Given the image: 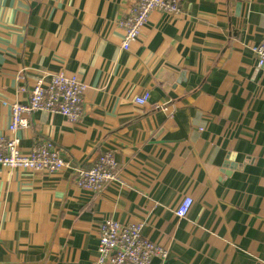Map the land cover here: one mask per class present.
Segmentation results:
<instances>
[{"label":"crops","instance_id":"obj_1","mask_svg":"<svg viewBox=\"0 0 264 264\" xmlns=\"http://www.w3.org/2000/svg\"><path fill=\"white\" fill-rule=\"evenodd\" d=\"M131 5L0 0V134L36 81L76 75L88 87L80 122L35 112L14 136L24 154L48 142L82 169L111 152L119 178L93 194L69 169L0 167V264H95L107 219L167 250L152 264H264V70L251 51L264 41V0L154 11L125 51L118 22Z\"/></svg>","mask_w":264,"mask_h":264},{"label":"built area","instance_id":"obj_2","mask_svg":"<svg viewBox=\"0 0 264 264\" xmlns=\"http://www.w3.org/2000/svg\"><path fill=\"white\" fill-rule=\"evenodd\" d=\"M185 0H132V5L118 24L124 31L121 49L127 51L137 40L141 29L154 11L176 16L180 14ZM256 65L264 70V41L251 47ZM22 73L18 81H22ZM88 87L76 75L64 72L52 74L48 82L36 81L28 93L26 103L10 105L11 117L7 128L8 136L0 134V167L29 173L54 174L64 169L73 172L77 188L97 194L110 183L119 181L117 166L111 152H103L93 161L89 169L72 167L64 160L60 150L48 142L34 144L29 153L21 152L18 130L29 127V118L35 112L61 115L69 123L80 122L83 116V98ZM150 93L144 92L134 99L138 106L146 105ZM6 105V103H2ZM192 199L184 198L175 210V216L185 218L192 206ZM167 250L148 241L141 234V226L121 224L105 220L99 225L97 258L95 264H152L153 259L165 261Z\"/></svg>","mask_w":264,"mask_h":264}]
</instances>
